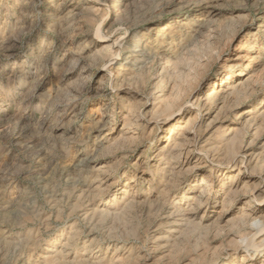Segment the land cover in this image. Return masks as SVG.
I'll return each instance as SVG.
<instances>
[{
    "label": "rangeland",
    "instance_id": "rangeland-1",
    "mask_svg": "<svg viewBox=\"0 0 264 264\" xmlns=\"http://www.w3.org/2000/svg\"><path fill=\"white\" fill-rule=\"evenodd\" d=\"M72 7L88 34L63 45L59 27ZM31 10L38 20L23 17ZM136 23L117 58L123 69L101 72L124 36L117 29ZM96 29L108 37L93 46ZM81 49L85 65H69L68 55ZM138 50L149 56L134 69ZM250 76L237 105L222 97ZM173 82L190 88L191 100L218 92L199 106V143L208 152L191 155L199 161L193 172L163 170L187 117L171 135L174 116L141 118ZM141 92L157 100L142 101ZM74 94L72 110L65 100ZM249 116L259 118L254 129L234 124ZM263 120L264 0H0V264H262L263 254L242 260L234 234L246 222L240 214L258 205L249 195L264 175ZM130 129L133 139L123 140ZM243 145L259 155L246 170L229 162ZM204 187L207 203L190 219L196 233L172 232L180 227L166 215Z\"/></svg>",
    "mask_w": 264,
    "mask_h": 264
},
{
    "label": "bare ground",
    "instance_id": "bare-ground-1",
    "mask_svg": "<svg viewBox=\"0 0 264 264\" xmlns=\"http://www.w3.org/2000/svg\"><path fill=\"white\" fill-rule=\"evenodd\" d=\"M69 1H72V0H66V2H69ZM34 10H35V8H34ZM34 10H31V12L28 15H25L23 17H25V19H27L28 21L29 20L30 21L38 20L39 14L37 12L35 13ZM39 13H40V11H39ZM81 15L82 14L78 8L72 7L71 9H69L67 18L65 19V21L62 24H60V27H59V30L61 32L59 34H61L60 38L63 41V45H66V44L71 45V43L73 44L75 42L82 41L83 39L87 38V34H88L87 33V23L82 22ZM148 17H150V16H147L146 18H148ZM146 18H143V20H145ZM137 25H138V23H136L135 25L131 24L130 26H127L125 28L119 27V29H117V30H124V36L117 38L112 43L111 48H114L115 51L112 52V56L110 57V59H108L107 61H103L100 64V66L102 67L100 69L101 72L106 73L108 71V73H110V76H112L111 70H110L111 65H116V67H118L117 70H119V71H121V69H123L122 65L119 64V62H117V58L120 55V53L122 52L123 45L126 42L125 37H126L128 31L131 29V27L133 29ZM199 25L200 24L198 22L197 28H199V27L202 28L204 23L201 24L200 26ZM156 30L157 29L154 28V29H151L150 32H154ZM107 37L108 36L102 35L101 32L99 31V29H96L94 32V36L91 38V41H90L91 45H93V46H95L96 44L98 45L99 43L105 41ZM10 41H11V39L7 40V42H10ZM167 41H168V39H167ZM7 46L8 45L3 47V49L8 50L12 45L9 47H7ZM138 52H139L138 55L135 56L134 60H132V63H130V64H132L134 69L137 68L138 64H140L141 62H143L145 60V57L149 56V54H145V53H143V51L138 50ZM68 58L70 59L69 65L73 64V66L75 67L78 64L85 65V60L88 58V56H85V49H81L80 51H78L76 53L71 52L70 55H68ZM158 58L160 59V57H157V59ZM119 67H121V68H119ZM165 68L166 67H164L162 69L163 72L165 71ZM83 70H84V72L87 71V69L84 67H83ZM242 75H243V71H241V70H239L236 73L237 77H240ZM249 81H251V76L247 77L246 80H244V81L239 79L236 81V83H234V85L227 86L225 88V91H221L220 93H222L221 95H223L222 97L224 99H229V102H230V104L232 103V106L237 105L241 101V99L244 97H242V98L241 97H235V94H236V92H238V94H240L239 91H241V90L244 91L243 90L244 86ZM247 86H249V85H247ZM82 88H85V86L83 85ZM169 88H170L169 89L170 91L166 95V97L164 96V98L161 99L160 101H156V103L150 104V106L155 107V109L151 113L149 111H145L142 115L143 117L141 116V118H142V120H144V118L147 119V115H148L149 116L148 121L151 123V122L156 120V117L160 114V111H163L165 114H167V116H169V115H170V117L174 116L175 118H173L169 122V124L167 125L168 135H171L173 133V131L175 130V128L177 127V124L179 122H181V120L186 116L187 119H186L184 125L178 129V133H177V140L178 141L176 140L177 142H175L173 144L172 148H170V152L172 153L171 157H170V162L165 164V168H163V170L168 169V168L169 169L172 168L171 171L179 170L178 171L179 173H184L186 171L187 172H193L195 170L197 171L199 169V161L193 162L191 160V155L194 153H197V155H199V154L205 155L208 152V150H206L204 147L205 143L203 145H200V143H199V140L202 136L199 133V123H200V118H199L200 113L198 111L199 106L201 103H204L201 106V109H202L205 105H208L211 102V100H213L214 97L216 95H218V92L208 94L204 98L199 97V95L197 94L191 100L190 88H184V89L180 88L176 82H173ZM246 88H245V90H246ZM83 93H84V91L82 90L80 92H77L76 94L78 96H81V94H83ZM141 93L145 94L144 95L145 97H141L142 101L143 100L145 101V98H153V100H157V98H154L155 97L154 93H152V94H147V93H143V92H141ZM242 96H244V95H242ZM76 98H78V97H76L75 94L71 95L70 100L69 99L65 100L66 104H67L66 106L71 108L72 110H75L76 106H73V103L76 102V100H77ZM56 106L60 107V105H58V104ZM189 109H195L198 112H196L194 115H191L190 114L191 111ZM252 113H253V110L248 109V110L244 111L240 116H244L245 114H252ZM128 117H131V119H135V121H134V123H135V122H137V120L140 119L139 118L140 114H136V115L134 114V116L129 114ZM251 117L249 119L248 118L246 119L244 117L238 118L236 120V122L234 121L235 122L234 124L236 126L241 124L244 131L252 130V129H254L255 126H257V121L259 118L258 119L256 118L257 119V121H256V119L252 120ZM157 123L158 122H154V125ZM243 123H245V124H243ZM258 127L264 129V120L262 121V123H260L258 125ZM132 128H136V126H132ZM229 131L231 133L234 132L233 129H230ZM20 134L19 135L17 134V136L19 137ZM126 134H130V136L127 138H123V140H132L133 135H135L136 133H135V130L130 129L129 131L126 132ZM250 147H251V145H247V146L243 145L242 147H240L230 157V159H229L230 164H232V165L238 164V168L244 169V170L250 169L252 166L255 167L257 165L258 160H259V155L255 154L252 150H250L249 149ZM180 156H184V160L182 162H181V160L178 159ZM87 164H88V161L84 160V161L79 162V164H77L76 167L80 168V169L85 168L87 166ZM105 175H106L105 173H101V175L99 177H97L95 182H98V184H100V185L104 184L106 182V178H107V176H105ZM170 175H173V173H170ZM207 178H210V176H208ZM95 182H94V184H97ZM254 188L255 189H254L253 193L250 194L249 196H250V200L257 201L258 205L250 213L240 214L241 216L239 218L241 219L242 217H244L246 219V222H243V223L241 222L242 226H241L240 233L238 235L234 234V236H236V239H237V240H235V249L237 251H242V255L244 256L242 258V260H245V263H253L255 260L260 258L259 257L260 254H263L261 257H263V259H262L263 263L262 264H264V214L261 213V210L264 207V175L259 177V182L255 185ZM206 191H207V189L205 187L201 188L200 191H198V194L196 197H194V198L190 197V199H191L190 204L185 203L183 207L180 206L179 208L174 209L173 211L169 212L168 215H166L167 220L169 222L172 221L170 224L175 225L178 228L180 227V229L178 231L175 230L172 232H178L179 236L183 234L184 229L190 230V232H188L189 234L190 233L191 234L196 233V231L198 230L199 227H197L196 224H194L191 221L192 220L191 218L194 217V214L196 211H198L200 208L205 207V204L207 203L204 200L207 196ZM236 193H237L236 191L231 192V194H236ZM190 226H192V228H190ZM228 236L232 237V239L234 237L232 232L229 233ZM60 248H62L64 250L65 246H62ZM50 252H53L54 254L57 253L56 251H50ZM10 264H16V262H13Z\"/></svg>",
    "mask_w": 264,
    "mask_h": 264
}]
</instances>
